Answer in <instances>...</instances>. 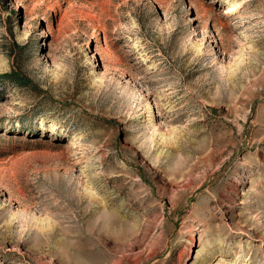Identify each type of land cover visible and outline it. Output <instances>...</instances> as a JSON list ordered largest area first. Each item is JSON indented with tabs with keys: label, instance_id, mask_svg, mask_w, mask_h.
I'll return each mask as SVG.
<instances>
[{
	"label": "rangeland",
	"instance_id": "1",
	"mask_svg": "<svg viewBox=\"0 0 264 264\" xmlns=\"http://www.w3.org/2000/svg\"><path fill=\"white\" fill-rule=\"evenodd\" d=\"M0 264H264V0H0Z\"/></svg>",
	"mask_w": 264,
	"mask_h": 264
},
{
	"label": "bare ground",
	"instance_id": "2",
	"mask_svg": "<svg viewBox=\"0 0 264 264\" xmlns=\"http://www.w3.org/2000/svg\"><path fill=\"white\" fill-rule=\"evenodd\" d=\"M231 12L233 13V9L232 10H230V9L227 10V13H231Z\"/></svg>",
	"mask_w": 264,
	"mask_h": 264
}]
</instances>
